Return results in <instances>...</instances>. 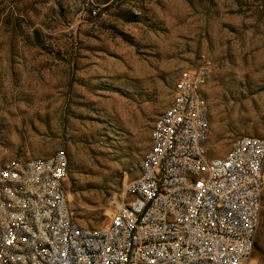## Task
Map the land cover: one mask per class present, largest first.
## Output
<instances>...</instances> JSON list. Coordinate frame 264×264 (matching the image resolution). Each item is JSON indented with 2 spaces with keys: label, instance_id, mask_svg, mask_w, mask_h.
Returning a JSON list of instances; mask_svg holds the SVG:
<instances>
[{
  "label": "rangeland",
  "instance_id": "obj_1",
  "mask_svg": "<svg viewBox=\"0 0 264 264\" xmlns=\"http://www.w3.org/2000/svg\"><path fill=\"white\" fill-rule=\"evenodd\" d=\"M203 56L209 154L264 136V0H0V148L64 150L76 217L103 225ZM251 264H264V194Z\"/></svg>",
  "mask_w": 264,
  "mask_h": 264
},
{
  "label": "built area",
  "instance_id": "obj_2",
  "mask_svg": "<svg viewBox=\"0 0 264 264\" xmlns=\"http://www.w3.org/2000/svg\"><path fill=\"white\" fill-rule=\"evenodd\" d=\"M202 58L179 73L139 173L124 181L103 225L76 217L64 150L32 156L0 148V264H250L264 136L241 135L226 153L209 154L214 62Z\"/></svg>",
  "mask_w": 264,
  "mask_h": 264
},
{
  "label": "bare ground",
  "instance_id": "obj_3",
  "mask_svg": "<svg viewBox=\"0 0 264 264\" xmlns=\"http://www.w3.org/2000/svg\"><path fill=\"white\" fill-rule=\"evenodd\" d=\"M250 264H251V262H250Z\"/></svg>",
  "mask_w": 264,
  "mask_h": 264
}]
</instances>
